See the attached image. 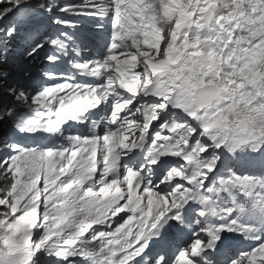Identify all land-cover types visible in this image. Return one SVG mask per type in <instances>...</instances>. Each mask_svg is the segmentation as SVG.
Masks as SVG:
<instances>
[{
    "label": "snow or ice",
    "instance_id": "6c2138e0",
    "mask_svg": "<svg viewBox=\"0 0 264 264\" xmlns=\"http://www.w3.org/2000/svg\"><path fill=\"white\" fill-rule=\"evenodd\" d=\"M0 264H264V0H0Z\"/></svg>",
    "mask_w": 264,
    "mask_h": 264
}]
</instances>
